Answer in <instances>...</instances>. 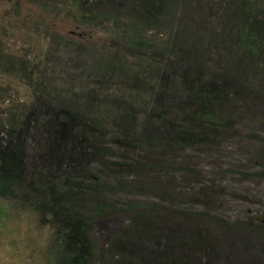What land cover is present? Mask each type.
<instances>
[{
  "label": "rangeland",
  "instance_id": "374dc122",
  "mask_svg": "<svg viewBox=\"0 0 264 264\" xmlns=\"http://www.w3.org/2000/svg\"><path fill=\"white\" fill-rule=\"evenodd\" d=\"M139 1L132 0V6H137ZM95 2L96 7L102 6L100 12L103 7H109L103 0ZM81 3L79 0H0V129L8 134L9 112L33 102L37 104L36 81L40 80L58 92L60 98L65 95L74 98L76 104L91 107L101 102L93 115L110 126L121 110L116 98L138 107L135 118L128 114L123 118L131 121L130 128L150 147L136 152L142 160L150 156L162 159L161 179L153 184L152 178L139 177L140 169L134 167L138 180L128 182L127 187L117 186L128 177L121 175L120 170L115 178L108 174L102 178L112 188L99 195L84 192L91 212L95 211L98 199H104L112 207L91 223L99 251L117 236L128 238L134 233L138 211L129 205L135 201L158 205L145 210L159 217V222L161 217L163 220L180 217L191 225L200 224L208 229L215 225L208 216L221 218L218 224L222 239L218 237L223 248L228 236H234L233 230L239 222L250 219L264 225V174L260 172L264 170V47L253 58L245 56L238 34L232 29L234 21L240 19L230 18L236 13L234 3L175 2L168 23L146 32L160 44V52L155 54L136 49L131 42L136 23L132 18L134 10L123 8L92 20L87 15L89 5ZM261 11L259 18L264 21V8ZM179 22L187 24L186 29H196L194 37L204 40L199 65L206 74L230 77L237 89L219 110L236 116L238 123L220 128L213 144L202 148L171 144L160 128L154 132L144 130L147 127L144 109L153 103L156 89L164 86L160 85L161 74L180 63L182 66L189 63L177 46H173V41L183 39ZM180 84L173 83L174 87L180 86L179 91L170 85L165 87L166 103L174 104V108L186 93V87ZM31 141L28 150L35 151ZM107 167L117 168L114 164ZM166 193L173 194L176 201L170 200ZM56 237L49 216H43L18 198L0 195V264H51ZM133 237L147 239L150 245L149 240H153L149 232ZM99 251L97 255L101 256ZM143 256L147 259L148 253Z\"/></svg>",
  "mask_w": 264,
  "mask_h": 264
},
{
  "label": "trees",
  "instance_id": "16d2710c",
  "mask_svg": "<svg viewBox=\"0 0 264 264\" xmlns=\"http://www.w3.org/2000/svg\"><path fill=\"white\" fill-rule=\"evenodd\" d=\"M79 1L89 5L87 15L92 20L107 13L110 16L123 8L134 10L132 18L136 23L131 42L136 49L155 54L160 52V44L146 32L167 24L171 8L180 0H140L137 6H132V0H103L109 3V7H103L101 12L102 6L96 7L95 0ZM225 2L235 5L233 10L236 13L230 18H240L234 21L232 29L238 34L239 46L245 56L253 58L260 54L264 47V21L259 16L264 0ZM179 25L183 39L182 42L173 41V46H177L178 52L189 63L184 66L180 63V66L168 70L169 73L161 74L160 85L164 86L156 89L153 103L144 109L147 119L144 130L154 132L160 128L171 144L202 148L213 144L220 128L234 127L238 123L236 116L228 112L227 116L219 110L223 101L232 92L237 93V89L235 80L230 77L206 74L205 68L200 66L204 40L194 37L196 29H186L187 24L181 22ZM173 83L186 87L184 100L178 101L176 108L174 104L166 103L164 97L167 94L165 87L170 85L172 88ZM36 85L37 104L33 102L9 112L6 117L10 121L8 134L0 129V195L18 198L43 216H49L57 235L51 264H264V225L250 219L239 222L233 230L234 236H228L223 248L218 237L222 239L223 232L218 224L221 218L208 216L210 223L215 224L208 229L200 224L191 225L180 217L165 220L161 217L160 223L159 217L145 210L158 205L138 201L129 205L138 211L134 233L128 238L126 235L117 236L99 251L100 247L92 236L91 223L112 207L104 199H98L95 211L91 212L84 192L88 190L99 195L112 188L102 178L105 174L115 178L120 170L121 175L127 174L128 177L127 181H119L117 186L127 187L128 182L138 180L134 167L140 169L139 177H150L155 184L161 179L162 159L150 156V159L142 160L136 153L138 149L148 150L150 147L130 128L131 121L123 118L124 114L135 118L139 113L138 107L131 102L115 99L121 110L110 126L93 115L101 102H95L91 107L85 103L79 105L66 95L60 98L58 92L41 80L36 81ZM174 88L179 91L180 86ZM30 140H33L35 151L28 150ZM109 164L117 168L107 167ZM260 172L264 174V170ZM166 194L170 200L176 201L173 194ZM147 232L152 234L151 245L147 244V239L133 237ZM98 251L101 256L97 255ZM146 253L151 259L143 256ZM114 259L120 263L109 261Z\"/></svg>",
  "mask_w": 264,
  "mask_h": 264
}]
</instances>
